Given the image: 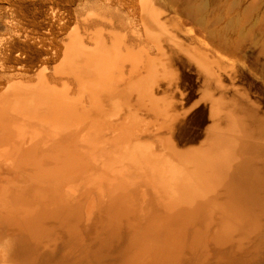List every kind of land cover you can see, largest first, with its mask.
Listing matches in <instances>:
<instances>
[{
  "label": "bare ground",
  "instance_id": "obj_1",
  "mask_svg": "<svg viewBox=\"0 0 264 264\" xmlns=\"http://www.w3.org/2000/svg\"><path fill=\"white\" fill-rule=\"evenodd\" d=\"M51 1L0 51V264H264L263 19ZM41 5L0 1L12 41Z\"/></svg>",
  "mask_w": 264,
  "mask_h": 264
},
{
  "label": "rangeland",
  "instance_id": "obj_2",
  "mask_svg": "<svg viewBox=\"0 0 264 264\" xmlns=\"http://www.w3.org/2000/svg\"><path fill=\"white\" fill-rule=\"evenodd\" d=\"M0 1H4V0H0ZM40 1L42 2L41 8L39 10H37V11H34V12L37 15L40 16L39 22H40V25L43 24L42 27L41 28H38V27L35 28V30L37 31L36 34L32 35V33H31L29 35L30 37H27L26 33H24V32H20V34H14L13 41L11 40V38H10V36L8 34V30H10L13 26L19 27V26L25 24L26 20H30L31 19V17H30L31 14H28V12L30 10L23 11L24 13L21 12V14H24L23 18L19 17L17 19H14L13 17H11V15H12L11 12H10L9 15L7 14L9 12V9H5L4 10V9L0 8V38H1L0 39V48H1L0 51H3L5 53V50H7L8 48L9 49L13 48L15 46H16V48H18V47L25 48V46H30L32 48L41 49L40 42H37L35 40L37 37H41V38L45 39L44 41H42L41 44H44V45L47 44V40H49L51 38L49 30H48V28H46L47 24L50 23L49 22V20H50L49 18H50L51 10H49L50 7L48 8V6H50L49 5V1L50 0H40ZM51 2H61V4L67 5V0H52ZM243 7H244L245 14H246V16L248 18L250 17V18H252L254 20L255 19H263V21H264V0H244V6ZM29 13H31V12H29ZM263 21H262L263 25H261L262 27H264V22ZM255 22L256 21H252V22L249 21V23L247 25V29L248 28L249 29L250 28H254L255 29L257 27V23H255ZM9 24H11V25H9ZM253 24H255V25H253ZM250 26H252V27H250ZM30 29L32 30V28H30ZM4 37H6V38H4ZM248 54L250 55V53H248ZM0 55L2 56V53H0ZM50 55L51 56L53 55V51L52 50H50ZM52 65H53V63H47L46 64V66L48 68H51ZM35 69H36V67L33 68V70H35ZM3 73L1 74V72H0V86L3 83H6V81H4V79L8 75H10V73H8V72H4L3 71ZM30 73H33V71L30 72ZM256 73H259V72H256ZM249 74L251 75V73H249ZM249 74H248V79L253 80V81L257 77H260V76H258L259 74L256 75V74L252 73L251 76ZM253 76H254L255 79L254 78H250V77H253ZM32 82L33 81H30L29 84L30 83L33 84ZM34 83H35V81H34Z\"/></svg>",
  "mask_w": 264,
  "mask_h": 264
}]
</instances>
